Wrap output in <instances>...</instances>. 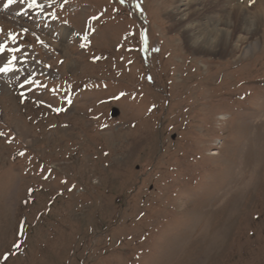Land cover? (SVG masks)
<instances>
[{"label":"rangeland","instance_id":"obj_1","mask_svg":"<svg viewBox=\"0 0 264 264\" xmlns=\"http://www.w3.org/2000/svg\"><path fill=\"white\" fill-rule=\"evenodd\" d=\"M176 1L0 6V264H264V0L214 56Z\"/></svg>","mask_w":264,"mask_h":264},{"label":"bare ground","instance_id":"obj_2","mask_svg":"<svg viewBox=\"0 0 264 264\" xmlns=\"http://www.w3.org/2000/svg\"><path fill=\"white\" fill-rule=\"evenodd\" d=\"M203 1L204 0H177L176 4H178L180 10L178 9L177 12H170L172 13L170 17L172 22L171 29L177 26L176 28L183 30L182 36L185 38L186 47L190 49V52L193 54L214 56L219 53L218 51H220L221 48H226L228 45L233 44L228 54L238 53L248 55L260 47L259 42H255L254 38L259 35L261 31L262 20L257 18L252 19L258 17L260 12H258L257 15L251 13L247 8L248 6H246L250 4L248 1L245 5V0H221V2L224 1L223 4L226 9V13L223 17L224 22L223 20L221 21L220 16L224 14L223 12H225V9L220 7L214 11H210L216 5L218 6L220 1L217 0L218 3H216L217 1L214 2L215 0H209L205 6H202L201 4ZM24 4L18 7L20 12L17 10V16L26 15L29 11L38 13L41 11L40 8H43L38 2L31 1L30 3ZM0 6H5V0H0ZM6 10L8 14L13 9L10 6ZM204 10L205 12L209 10V12L207 11L202 14V16L195 13L199 12L200 14L203 13ZM176 17H179V21L176 20ZM231 29L233 30L231 31ZM71 32L72 30L68 27L61 28V35L64 39L68 38ZM223 44L224 46L220 47ZM1 51L2 49L0 48V61L3 60L2 56L5 57L6 55L5 51ZM4 64L5 66L7 65V63ZM20 66H22V64ZM12 67L11 65L10 68ZM22 67L27 68L24 64ZM7 68L9 67L6 66V69ZM34 80L35 79H31L32 82ZM4 85V81H1L0 89H3Z\"/></svg>","mask_w":264,"mask_h":264},{"label":"snow or ice","instance_id":"obj_3","mask_svg":"<svg viewBox=\"0 0 264 264\" xmlns=\"http://www.w3.org/2000/svg\"><path fill=\"white\" fill-rule=\"evenodd\" d=\"M14 2V0H8V3L9 4H11V3H13ZM124 2V0H121V3H123ZM29 6H32V5H29ZM85 39H87V37H85ZM5 71L7 70V69H4ZM2 135H4L3 133H0V136H2ZM21 155H23V153H21ZM7 259V257H5V260Z\"/></svg>","mask_w":264,"mask_h":264}]
</instances>
